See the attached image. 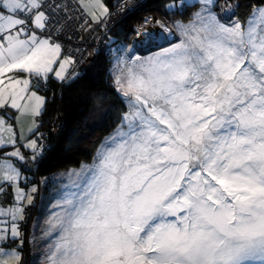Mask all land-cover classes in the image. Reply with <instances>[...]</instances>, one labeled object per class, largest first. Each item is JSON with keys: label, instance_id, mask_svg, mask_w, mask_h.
<instances>
[{"label": "snow or ice", "instance_id": "6c2138e0", "mask_svg": "<svg viewBox=\"0 0 264 264\" xmlns=\"http://www.w3.org/2000/svg\"><path fill=\"white\" fill-rule=\"evenodd\" d=\"M101 29L83 51L111 82L107 134L37 180L48 87ZM28 244L39 264H264V0H0V264Z\"/></svg>", "mask_w": 264, "mask_h": 264}, {"label": "trees", "instance_id": "16d2710c", "mask_svg": "<svg viewBox=\"0 0 264 264\" xmlns=\"http://www.w3.org/2000/svg\"><path fill=\"white\" fill-rule=\"evenodd\" d=\"M144 3L150 8L153 0H147ZM148 14V10L136 11L129 13L123 19L121 27L128 33L129 42L134 35L131 31L134 24ZM53 96L54 102H52ZM47 97L49 104L43 117L44 127L40 130L52 132L56 129L60 132V136L58 139L49 141L50 152L44 166L36 176L37 180L41 176H51L53 173L65 170L72 166L74 160L84 159L85 152L93 151V144L107 134L105 126L109 123V106L115 103L111 82L107 78L102 58H97L88 71L70 84L61 87L59 82H52L48 87ZM46 203L47 208L39 204L32 210L33 219L38 214L51 209L55 201H46ZM33 219L28 221L29 234L32 231ZM41 221H44L43 216ZM37 237H39V231H37ZM23 255L29 264H39L37 249H34L31 244L26 245Z\"/></svg>", "mask_w": 264, "mask_h": 264}, {"label": "built area", "instance_id": "2783aa9c", "mask_svg": "<svg viewBox=\"0 0 264 264\" xmlns=\"http://www.w3.org/2000/svg\"><path fill=\"white\" fill-rule=\"evenodd\" d=\"M147 0H141V2H146ZM123 15V14H122ZM139 23V22H138ZM138 23L134 24L133 29H135L138 25ZM95 36H98V39H94L93 37H88L86 36V43L81 45L82 51L83 49L92 46L95 48H104L106 47V41H107V37L103 35V29L99 30L98 33L95 34ZM77 57L82 59V63L81 66L85 63L86 59L89 56V52L88 51H83V56H80V53H76ZM80 66V68H81ZM45 132V131H42Z\"/></svg>", "mask_w": 264, "mask_h": 264}, {"label": "rangeland", "instance_id": "374dc122", "mask_svg": "<svg viewBox=\"0 0 264 264\" xmlns=\"http://www.w3.org/2000/svg\"><path fill=\"white\" fill-rule=\"evenodd\" d=\"M164 46H167L166 44ZM155 50V49H154ZM153 50V51H154ZM148 55V52L145 54ZM31 126V117H28L27 119L22 118L20 126L16 129L17 132H19L21 129H24L25 131L27 130L28 127ZM47 195L45 194V201H47ZM37 205L40 204L39 197H37ZM54 204V203H53ZM41 224L44 223V221H40Z\"/></svg>", "mask_w": 264, "mask_h": 264}, {"label": "water", "instance_id": "95a60500", "mask_svg": "<svg viewBox=\"0 0 264 264\" xmlns=\"http://www.w3.org/2000/svg\"><path fill=\"white\" fill-rule=\"evenodd\" d=\"M152 50H154V49H152ZM146 53H147V51H142L143 55H145ZM88 59H89V56L86 59L85 63L81 66V70L87 68V71H88L92 67L94 61H92L91 64H89ZM51 133H52L54 139H58V137L60 136V132H57L56 129H53Z\"/></svg>", "mask_w": 264, "mask_h": 264}, {"label": "crops", "instance_id": "0c3cea01", "mask_svg": "<svg viewBox=\"0 0 264 264\" xmlns=\"http://www.w3.org/2000/svg\"><path fill=\"white\" fill-rule=\"evenodd\" d=\"M114 0H111V2H113ZM88 37H92V36H88ZM53 82H58L55 80V78H53Z\"/></svg>", "mask_w": 264, "mask_h": 264}]
</instances>
